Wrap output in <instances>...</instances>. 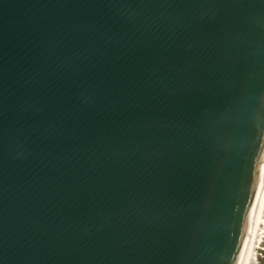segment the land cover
Instances as JSON below:
<instances>
[{
	"label": "water",
	"instance_id": "95a60500",
	"mask_svg": "<svg viewBox=\"0 0 264 264\" xmlns=\"http://www.w3.org/2000/svg\"><path fill=\"white\" fill-rule=\"evenodd\" d=\"M264 175V0H0V264H241Z\"/></svg>",
	"mask_w": 264,
	"mask_h": 264
},
{
	"label": "bare ground",
	"instance_id": "6f19581e",
	"mask_svg": "<svg viewBox=\"0 0 264 264\" xmlns=\"http://www.w3.org/2000/svg\"><path fill=\"white\" fill-rule=\"evenodd\" d=\"M264 239V175L256 199L241 264H253ZM259 244V245H258Z\"/></svg>",
	"mask_w": 264,
	"mask_h": 264
},
{
	"label": "rangeland",
	"instance_id": "374dc122",
	"mask_svg": "<svg viewBox=\"0 0 264 264\" xmlns=\"http://www.w3.org/2000/svg\"><path fill=\"white\" fill-rule=\"evenodd\" d=\"M260 246L261 247L256 250V259L253 260V264H264V239H262Z\"/></svg>",
	"mask_w": 264,
	"mask_h": 264
}]
</instances>
